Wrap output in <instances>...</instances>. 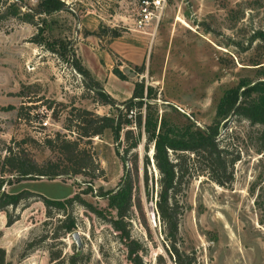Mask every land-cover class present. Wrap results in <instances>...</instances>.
Masks as SVG:
<instances>
[{"label": "rangeland", "instance_id": "374dc122", "mask_svg": "<svg viewBox=\"0 0 264 264\" xmlns=\"http://www.w3.org/2000/svg\"><path fill=\"white\" fill-rule=\"evenodd\" d=\"M64 1V10L46 17L45 37L65 43L120 107L131 96L134 82L143 80L152 86L155 97L148 101L159 117L178 126L192 122L204 128L213 120L217 103L227 90L241 79L250 82L262 74L264 43L255 35L264 30V0H166L158 23L153 20L143 30L135 25L140 0ZM17 2L22 10H28L38 0ZM36 32V27L16 18L0 22V105L14 106L0 110L1 154L11 139L31 137L41 143L55 131L68 134L62 124L72 104L99 114L114 113L110 105L94 101L98 96L71 65V51L65 60L60 58L30 41ZM115 68L124 79L114 73ZM23 85H29L25 93L36 102L18 95ZM46 99L66 104L53 105L60 112L59 118L51 117V110L44 106ZM22 104L30 107L28 121L17 116ZM225 120L220 138L239 157L233 179L219 185L206 170L198 173L191 167L193 174L186 176L179 195V253L190 264H264L263 125L233 114ZM25 145L39 163L54 156L32 140ZM85 145L103 169V176L92 181L91 191L87 188L90 178L85 175L65 181L24 180L4 185L2 190L14 193L27 189L51 199H64L84 190L86 201L105 208L107 202L97 190L100 186L114 188L124 166L115 153L110 131ZM136 151L140 170L135 194L141 198L145 220L136 211L131 219L132 233L146 240L147 250L142 255L145 264H178L176 256L165 250L167 241L154 206L157 171L151 162L146 195L141 160L150 151L144 150L143 135ZM70 210L76 229L56 239L50 236L58 229L62 211L52 210L48 217L42 202L34 201L14 211L20 218L10 226L0 212L5 264H67L51 261L50 249L61 250L62 256L80 250L78 264H129L123 244L105 220L81 205ZM75 231L79 233V247L73 238ZM29 241L33 250L22 257Z\"/></svg>", "mask_w": 264, "mask_h": 264}, {"label": "trees", "instance_id": "16d2710c", "mask_svg": "<svg viewBox=\"0 0 264 264\" xmlns=\"http://www.w3.org/2000/svg\"><path fill=\"white\" fill-rule=\"evenodd\" d=\"M66 7L64 0H38L34 8L22 10L17 0H0V22L16 18L20 22L33 25L37 32L30 41L65 60L71 49H68L61 40L46 38L44 32L46 17ZM255 38L264 43V30L258 32ZM71 55L72 67L86 79L91 90L98 96L94 101L99 105H110L114 113L99 114L94 110L72 104L70 110L66 111L62 124L68 134L55 131L53 135L46 136L41 143L31 137L10 140L5 146V153H0V212L5 214L6 226L20 218V214L14 212L18 207L23 209L31 202L41 201L48 217H51L52 210L62 211L58 229L50 236L54 239L60 238L76 229V219L70 209L74 205H81L111 226L124 246L129 264H145L142 255L147 250L146 240L133 235L131 228V219L136 211L139 210L143 221L145 220L141 198L135 194L140 170V158L136 149L143 135L144 150L150 151V154L153 151L150 159L148 154L141 160L143 182L147 195V168L151 162L157 171L154 206L164 239L167 241L165 250L176 256V263L190 264V260L181 258L177 244L182 214L179 195L187 181L186 176L193 174L190 172L192 167L198 173L206 170L209 178L219 185L232 181L233 167L239 157L234 155L220 138V127L226 125L225 119L230 115L245 119L251 124L263 125L264 137V67L259 78L250 82L241 79L234 88L227 90L217 103L211 123L200 128L192 122L178 126L169 123L163 116L159 117L154 104L148 101L155 97L152 86L145 85L143 80L134 82L131 96L128 100L122 101L120 107L103 91L101 82L78 58H75L72 51ZM114 73L124 79V74L118 68L114 69ZM28 88L29 85H23L18 95L26 97L27 102H36L25 93ZM44 102V106L51 110V117L54 119L59 118L60 112L55 110L53 105L66 106L65 103L54 99H46ZM10 109H14V106L0 105V110ZM29 109V106L22 104L17 113L18 118L28 121ZM107 130L115 142V153L123 163L124 171L114 188L103 189L101 186L98 188L97 195L107 202L105 208H98L86 201L83 198L84 190L64 199H51L27 189L14 193L2 190L4 185L24 180L62 178L61 180L65 181L73 176L85 175L90 178L87 188L91 191L92 181L103 176V169L85 144L90 143L94 137H101ZM30 140L50 149L54 156L39 163L31 156L25 145ZM31 250L33 242L29 241L21 256H26ZM49 253L51 261H66L67 264H78L77 260L81 256V251L76 249L67 256H62L61 250L50 249ZM0 264H5V250L1 247Z\"/></svg>", "mask_w": 264, "mask_h": 264}, {"label": "built area", "instance_id": "2783aa9c", "mask_svg": "<svg viewBox=\"0 0 264 264\" xmlns=\"http://www.w3.org/2000/svg\"><path fill=\"white\" fill-rule=\"evenodd\" d=\"M166 0H140L135 25L140 30L145 29L153 20L158 23ZM153 218V213L151 214ZM154 222V220H153ZM155 223V222H154Z\"/></svg>", "mask_w": 264, "mask_h": 264}, {"label": "water", "instance_id": "95a60500", "mask_svg": "<svg viewBox=\"0 0 264 264\" xmlns=\"http://www.w3.org/2000/svg\"><path fill=\"white\" fill-rule=\"evenodd\" d=\"M152 153H153V151L151 152V155H152ZM150 155V154H149ZM151 160H152V158H151ZM154 166V165H153ZM79 233L77 232V231H75L74 233H73V238H74V240L76 241V243H77V246L79 247L80 246V239H79Z\"/></svg>", "mask_w": 264, "mask_h": 264}]
</instances>
